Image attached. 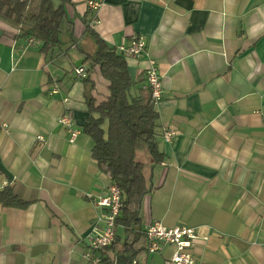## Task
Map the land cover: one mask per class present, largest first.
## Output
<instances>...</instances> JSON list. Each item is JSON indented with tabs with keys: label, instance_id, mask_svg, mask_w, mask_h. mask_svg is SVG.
<instances>
[{
	"label": "crops",
	"instance_id": "0c3cea01",
	"mask_svg": "<svg viewBox=\"0 0 264 264\" xmlns=\"http://www.w3.org/2000/svg\"><path fill=\"white\" fill-rule=\"evenodd\" d=\"M86 1L65 6L74 38L96 17L93 30L109 48L139 37L145 54L126 59L130 96L149 94L148 59L161 80L155 133L165 161L144 169L153 189L142 198L138 232L154 221L193 228L198 263L264 264V0H96V15ZM29 40L0 20V190L29 203L0 205V264H88L110 180L82 130L88 100H105L107 82L97 71L76 77L74 50L44 54ZM54 85L59 93L49 96ZM66 111L79 130L73 143L57 125ZM168 129L176 135L164 143ZM123 231L116 227L121 240ZM172 252L145 251L132 264H166Z\"/></svg>",
	"mask_w": 264,
	"mask_h": 264
},
{
	"label": "trees",
	"instance_id": "16d2710c",
	"mask_svg": "<svg viewBox=\"0 0 264 264\" xmlns=\"http://www.w3.org/2000/svg\"><path fill=\"white\" fill-rule=\"evenodd\" d=\"M71 2L0 0V20L16 29V38L38 41L44 54L55 51L57 56L66 57L74 50L86 72L83 80H89L88 74L97 71L107 82L105 100L99 103L88 100L89 117L82 130L93 141L91 158L121 192L114 240L110 247L99 251L100 263L132 264L139 254L147 253L146 237L138 230L142 198L153 188L146 182L144 169L165 161L155 133L158 115L149 94L130 96L134 82L124 56L109 48L88 24L82 39L74 38V24L65 10ZM138 155L143 161L138 160ZM28 204L9 186L0 190V205L25 209ZM118 226L124 230L122 240L116 233Z\"/></svg>",
	"mask_w": 264,
	"mask_h": 264
},
{
	"label": "built area",
	"instance_id": "2783aa9c",
	"mask_svg": "<svg viewBox=\"0 0 264 264\" xmlns=\"http://www.w3.org/2000/svg\"><path fill=\"white\" fill-rule=\"evenodd\" d=\"M87 7L96 15L101 2L96 0H87ZM96 17V16H95ZM99 24L97 17L88 24L91 28ZM30 39L29 41H33ZM116 51L126 59H138L145 54V42L139 37H131L123 44L116 48ZM76 77L84 78L86 72L84 67H76L72 71ZM146 87L150 94V99L156 106L162 99V85L155 60L148 59L147 67L144 70ZM59 93L58 88L54 85L48 92L49 96ZM67 103V97L62 100ZM57 125L67 131L69 134V142L73 143L79 134V130L75 128L73 117L69 111L63 113L57 119ZM176 133L171 130L162 132L161 140L164 143H171ZM38 141H43L41 136L37 137ZM264 145V122H263V138ZM121 192L117 185L109 181L106 194L99 198L97 205L102 209L99 222L103 228L99 232H95L90 238L89 247L85 251L83 258L88 264H99V251H103L110 247L115 235V220L119 216L121 207ZM147 242V253L157 254L163 247L172 246L173 252L166 264H200L194 257V246L197 239V233L193 228L185 226H177L167 228L160 222L154 221L150 223L144 230Z\"/></svg>",
	"mask_w": 264,
	"mask_h": 264
}]
</instances>
